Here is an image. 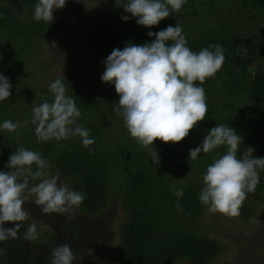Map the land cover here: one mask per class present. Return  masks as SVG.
Returning <instances> with one entry per match:
<instances>
[{
  "label": "trees",
  "instance_id": "trees-1",
  "mask_svg": "<svg viewBox=\"0 0 264 264\" xmlns=\"http://www.w3.org/2000/svg\"><path fill=\"white\" fill-rule=\"evenodd\" d=\"M103 1L105 6L96 5L82 19L76 40L77 48L93 58L100 69L96 73L101 91L89 95L78 81L55 75L58 67L66 73L75 72L86 82L93 80L90 66L87 70L62 47L57 51L47 44L52 22L33 19L38 0H0V74L12 84L11 96L0 101V124L6 120L29 121L18 129L19 135L0 129V171H8L5 165L9 156L24 147L40 152L49 161L47 171L51 175H58L63 184L87 197L79 207L72 208L71 221L66 215L52 213L45 215L43 226L30 216L18 222L21 227L17 238L0 241V264H50L51 250L63 243L69 244L77 257L73 264H211L223 246L211 237L206 219L218 221L223 215L210 213L198 197L207 166L225 149L201 153L194 161L189 160L188 153L202 143L212 127L224 124L243 137L238 156L252 147L255 157L264 158V0H187L179 12L151 28L137 25L136 18L123 21L122 16L131 14L123 11L119 0ZM72 2L66 0L67 4ZM170 25L182 27L187 46L194 52L221 45L226 49L225 61L214 77L202 85L196 82L206 93L208 111L204 120L179 143L155 140L160 163L153 165L151 146L138 144L114 111L119 96L114 85L101 82V61L128 42L151 43L155 37H148L149 31L158 32ZM243 47L248 49L247 54L242 52ZM44 51L48 53L43 55ZM25 71L29 74L23 77ZM39 79L40 85L33 87ZM56 79L65 84L66 95L75 100L81 112L77 124L90 130L89 136L94 138L89 147L78 136L43 142L35 135L32 107L45 100L52 102L54 96L48 86ZM22 86L25 92L17 97L16 91ZM259 177L255 192L248 194L236 218L247 221L256 207L264 204V169ZM39 182L30 180L29 188ZM173 183L184 190L179 200L170 190ZM177 203L183 211L177 210ZM111 205H118L122 215L113 231L116 241L110 234L114 245L107 248L103 236L92 231L91 221L102 217L107 225L104 213ZM23 207L30 214L40 211L29 197ZM82 213L87 218L82 219ZM32 223L39 235L35 240H25ZM13 226L12 222L4 224L5 228Z\"/></svg>",
  "mask_w": 264,
  "mask_h": 264
},
{
  "label": "clouds",
  "instance_id": "clouds-1",
  "mask_svg": "<svg viewBox=\"0 0 264 264\" xmlns=\"http://www.w3.org/2000/svg\"><path fill=\"white\" fill-rule=\"evenodd\" d=\"M187 0H119L125 13L123 21L136 18L137 25L145 28L156 26L173 12H179ZM66 0H38L34 6L33 19L51 23L56 9H62ZM155 37L151 43H126L123 49L115 48L101 61L104 72L101 82L114 85L119 96L118 107L114 109L123 119L130 136L145 148L153 165L160 163V157L153 146L155 140L164 143H179L189 132L204 120L208 106L202 85L222 68L225 51L221 45H209L194 52L183 35L181 26H168L158 32L147 33ZM169 41L172 43L169 44ZM247 54L248 49L242 48ZM12 84L9 78L0 74V101L11 96ZM48 90L53 94L52 102L45 100L32 107L31 124L39 141H61L80 137L82 144L89 147L94 143L89 131L77 124L81 112L75 100L66 95L67 88L61 79L50 83ZM29 121L6 120L0 129L16 132L27 126ZM243 137L231 126L219 124L212 127L202 143L189 149V160H196L201 153H208L223 147L224 153L206 168L202 177L203 187L199 201L208 207L210 213L238 217L249 193H254L259 183V172L264 169V158L255 157L254 149L247 147L238 156ZM91 151V149H90ZM33 165L36 170L33 171ZM8 171H0V241L17 238L21 227L18 222L29 218L25 205L28 194H34V204L42 214L57 213L71 220V210L79 207L87 198L83 192L71 190L67 184L58 183V175H51L47 169L49 161L40 152L19 147L5 165ZM39 183L29 188L30 180ZM177 200L184 196L183 188L175 183L170 189ZM183 211L181 205H175ZM5 222L14 224L5 228ZM36 224L28 226L25 240L38 237ZM50 264H73L77 259L67 243L51 250ZM82 258H80L81 260Z\"/></svg>",
  "mask_w": 264,
  "mask_h": 264
},
{
  "label": "rangeland",
  "instance_id": "rangeland-1",
  "mask_svg": "<svg viewBox=\"0 0 264 264\" xmlns=\"http://www.w3.org/2000/svg\"><path fill=\"white\" fill-rule=\"evenodd\" d=\"M96 5L105 6V2L103 0H73L70 4L66 3L64 8L56 9L53 13L54 19L48 34V41L46 40L47 44L57 51H61L62 47L64 52L68 53L72 59L86 65L87 70L91 67L90 76L93 80L90 82H86L84 78L79 79V76L73 71L72 74L66 73L58 67L55 71V75L59 78H66L73 82L78 81V85H81L80 88H86L89 95H95L97 90L101 91L99 81H97L99 75L96 73V69H100L96 67L97 62L93 58L77 48L76 40L80 31L79 26L84 22L82 19L89 15ZM47 53V51H44L43 55ZM28 74V71L22 72L23 77L28 76ZM45 79H47V75ZM41 82L42 79H39L32 86H39ZM25 89V86L20 87V90L16 91L17 97L20 94L22 95ZM58 183H63V181L59 179ZM27 196L31 200H35L34 194L27 193ZM104 214L108 218L107 225L102 217L92 220L91 223L94 224L92 231H97L103 236L108 248L112 247L110 244L114 245V241H116V235L113 231L120 222L122 211L118 205L113 207L111 205L106 208ZM225 216L223 215L218 221H212L211 218L206 219V224L210 227L211 237L218 239L223 246L222 252L211 264H264V204L260 205L259 208L257 206L256 213L247 221ZM30 217L40 226L44 225L45 220L47 221V217L41 211L30 214ZM85 218H87V214L82 213V219ZM110 234L114 241L110 240ZM92 250L91 248L90 252ZM105 252L107 254V251ZM108 252L111 253V251Z\"/></svg>",
  "mask_w": 264,
  "mask_h": 264
}]
</instances>
